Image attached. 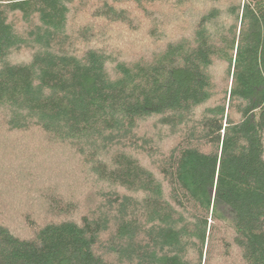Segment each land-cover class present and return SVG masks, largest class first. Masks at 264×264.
<instances>
[{"label":"trees","instance_id":"obj_1","mask_svg":"<svg viewBox=\"0 0 264 264\" xmlns=\"http://www.w3.org/2000/svg\"><path fill=\"white\" fill-rule=\"evenodd\" d=\"M0 113V264H264V0H0Z\"/></svg>","mask_w":264,"mask_h":264},{"label":"rangeland","instance_id":"obj_2","mask_svg":"<svg viewBox=\"0 0 264 264\" xmlns=\"http://www.w3.org/2000/svg\"><path fill=\"white\" fill-rule=\"evenodd\" d=\"M85 11L88 13V15H86ZM89 13H90V9H88L87 7L83 11H79L76 13L73 11L71 15H73L72 20L74 22V25L72 26L79 27V25L77 24L84 20V16L85 17L89 16ZM2 118H3V114L0 113V148H2V150L5 149V151L3 150L4 153L0 149V159H3V157H5L3 159L5 161L2 162L3 164L2 163L0 164V168H4L5 166L7 168L8 166L7 161H9L11 158L15 159L16 156L20 158L19 161H25L26 158L29 159L35 157V160L37 161L39 160V162L41 163L39 166H45L49 162L48 157L45 154H42V152L37 151V149L39 148H44L43 147L44 145L42 144L43 142L38 137L27 138L29 135L24 134L26 133L25 131L9 130L7 127H5L4 122L1 121ZM29 132H33V131H29ZM26 142H33V143L40 142V143H37L36 149L35 147H32L31 149L27 147L28 145L26 144ZM20 143L21 146L19 147ZM71 150L72 149L69 146L63 147V145H61V149L60 150L57 149L58 153L54 152L55 158L53 160L51 159V161H57L63 164L62 168L59 169V165H56L55 163L54 170L56 168L60 172V174H63L64 177L68 178V181L71 182V186L68 187L65 184L67 192L78 191L79 192L78 199H79L85 195L86 196L89 195V193H85V192H89L88 189L86 188H88L92 184L91 182L92 178H90L91 176L89 175L88 170L85 168L84 162L80 158L81 156L79 154L77 156L73 155L71 153ZM88 179H90V181ZM90 192H92V190ZM6 216L8 218L11 217V212L7 211V208H6ZM8 218L6 219V221H10Z\"/></svg>","mask_w":264,"mask_h":264}]
</instances>
